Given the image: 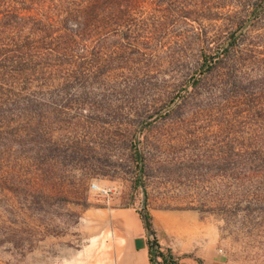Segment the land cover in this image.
Returning a JSON list of instances; mask_svg holds the SVG:
<instances>
[{"label":"rangeland","instance_id":"rangeland-1","mask_svg":"<svg viewBox=\"0 0 264 264\" xmlns=\"http://www.w3.org/2000/svg\"><path fill=\"white\" fill-rule=\"evenodd\" d=\"M133 1L0 125V264H75L103 207L198 213L221 264H264V0Z\"/></svg>","mask_w":264,"mask_h":264},{"label":"trees","instance_id":"trees-1","mask_svg":"<svg viewBox=\"0 0 264 264\" xmlns=\"http://www.w3.org/2000/svg\"><path fill=\"white\" fill-rule=\"evenodd\" d=\"M122 2L129 3L122 8ZM134 3L133 0H0L2 132L10 128H15L17 133L24 129L26 131L30 119L36 121L41 115L38 97L32 89H25V84L32 87V83L41 78L45 66L53 72L54 60L73 51V43L76 44L79 39L101 33L107 28L119 27L128 18L127 10ZM177 10L183 8L177 7ZM10 101H25V110L19 112L25 119H22L25 127L20 125V121L13 123L9 118L8 109L4 106ZM35 124L32 135L36 143L40 144L43 136L37 130L39 121ZM21 136L25 137V133ZM57 155L51 151V158ZM144 222L149 234L154 235L153 218L147 208ZM149 245L152 261L160 257L161 264H180L169 251L163 253L160 250L156 238L149 240Z\"/></svg>","mask_w":264,"mask_h":264},{"label":"crops","instance_id":"crops-1","mask_svg":"<svg viewBox=\"0 0 264 264\" xmlns=\"http://www.w3.org/2000/svg\"><path fill=\"white\" fill-rule=\"evenodd\" d=\"M155 234H149L142 212L132 208L103 207L89 221L100 247L86 252L75 264H158L151 260L149 240L156 238L163 253L180 264H221L213 239H207L206 221L192 211H150ZM161 264V263H160Z\"/></svg>","mask_w":264,"mask_h":264},{"label":"built area","instance_id":"built-area-1","mask_svg":"<svg viewBox=\"0 0 264 264\" xmlns=\"http://www.w3.org/2000/svg\"><path fill=\"white\" fill-rule=\"evenodd\" d=\"M91 189L103 198L110 200L116 193V190L112 186H102L98 183H92ZM158 264L161 263V258L156 257Z\"/></svg>","mask_w":264,"mask_h":264},{"label":"water","instance_id":"water-1","mask_svg":"<svg viewBox=\"0 0 264 264\" xmlns=\"http://www.w3.org/2000/svg\"><path fill=\"white\" fill-rule=\"evenodd\" d=\"M145 210V209H144ZM144 210L142 211V216H143V218H144ZM154 244H155V242H154Z\"/></svg>","mask_w":264,"mask_h":264}]
</instances>
